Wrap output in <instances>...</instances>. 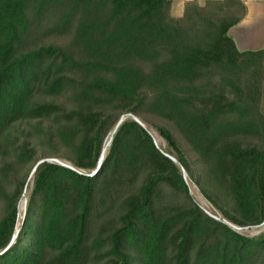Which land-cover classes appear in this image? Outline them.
I'll return each mask as SVG.
<instances>
[{"label":"trees","instance_id":"obj_1","mask_svg":"<svg viewBox=\"0 0 264 264\" xmlns=\"http://www.w3.org/2000/svg\"><path fill=\"white\" fill-rule=\"evenodd\" d=\"M172 5L0 0V264H264L187 182L264 223V49L229 34L242 0Z\"/></svg>","mask_w":264,"mask_h":264},{"label":"crops","instance_id":"obj_2","mask_svg":"<svg viewBox=\"0 0 264 264\" xmlns=\"http://www.w3.org/2000/svg\"><path fill=\"white\" fill-rule=\"evenodd\" d=\"M205 1L199 0L201 4ZM242 1L247 8L246 15L237 25L229 30V34L240 51L264 49V0ZM260 110L264 115V76Z\"/></svg>","mask_w":264,"mask_h":264},{"label":"rangeland","instance_id":"obj_3","mask_svg":"<svg viewBox=\"0 0 264 264\" xmlns=\"http://www.w3.org/2000/svg\"><path fill=\"white\" fill-rule=\"evenodd\" d=\"M184 0H173V5H172V14L176 17L182 16L184 13V7L186 2L191 1H184ZM199 2V0H196ZM207 1V0H206ZM205 2H203L202 5H204ZM200 3V2H199ZM201 4V3H200ZM128 117H131L130 115H126L123 119H126ZM151 132L153 133V136L155 138V141L157 143V145L162 146L163 148H166V143L165 141L158 135V133L156 131H154L152 128ZM110 141H111V137L108 138L106 144H105V153L104 155H106L109 146H110ZM56 160V159H55ZM1 176V174H0ZM30 182L32 184L33 182V178L32 176L29 177ZM187 182L189 185V189H190V193L192 194L193 198L195 199V201L201 206V208L211 217L215 218L216 220H219L227 225L230 226L229 222L226 220V218L223 217L222 213L219 212L218 209H216L208 200L207 198L202 194V192L200 191V189L198 188V186L190 179L187 178ZM30 191H27L25 194V200H26V204H27V200H28V196H29ZM27 197V199H26ZM21 201L19 202V213H18V218H17V233L19 231V229L22 226V223L24 222L25 219V215H26V204L24 206V208L22 209L21 207ZM232 226H230L232 229L236 230L237 232H240L244 235L250 236V237H254V236H258L260 235L262 232H264V223L261 224L260 226H254V227H245L243 229H238L236 228V226H234L233 224H231Z\"/></svg>","mask_w":264,"mask_h":264},{"label":"water","instance_id":"obj_4","mask_svg":"<svg viewBox=\"0 0 264 264\" xmlns=\"http://www.w3.org/2000/svg\"><path fill=\"white\" fill-rule=\"evenodd\" d=\"M135 119L140 123V124H143L138 118H136L135 117ZM122 121V120H121ZM120 121V122H121ZM104 153V152H103ZM103 157H104V155L102 156V158L100 159V162L103 160ZM174 161H176V159L175 158H173L172 156H170ZM49 161H53V160H49ZM56 162H59V163H61V164H63V165H66V166H69V165H67V164H64V163H62V162H60V161H58V160H55ZM230 224V226H232L231 225V223H229Z\"/></svg>","mask_w":264,"mask_h":264},{"label":"bare ground","instance_id":"obj_5","mask_svg":"<svg viewBox=\"0 0 264 264\" xmlns=\"http://www.w3.org/2000/svg\"><path fill=\"white\" fill-rule=\"evenodd\" d=\"M105 147H106V146H105ZM103 152L105 153V148H104ZM26 199H27V197H26ZM25 204H26V200H25V197H24V198L22 199V202H21V207H22V209L24 208ZM229 223H230V222H229Z\"/></svg>","mask_w":264,"mask_h":264},{"label":"built area","instance_id":"obj_6","mask_svg":"<svg viewBox=\"0 0 264 264\" xmlns=\"http://www.w3.org/2000/svg\"><path fill=\"white\" fill-rule=\"evenodd\" d=\"M236 228H238V229H243V228H241V227H238V226H236Z\"/></svg>","mask_w":264,"mask_h":264}]
</instances>
